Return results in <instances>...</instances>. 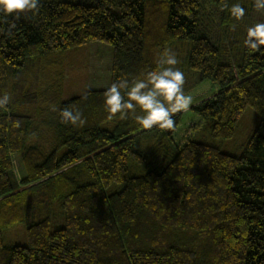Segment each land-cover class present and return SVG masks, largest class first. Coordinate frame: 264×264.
Instances as JSON below:
<instances>
[{
    "label": "trees",
    "instance_id": "obj_1",
    "mask_svg": "<svg viewBox=\"0 0 264 264\" xmlns=\"http://www.w3.org/2000/svg\"><path fill=\"white\" fill-rule=\"evenodd\" d=\"M254 1L39 0L35 14L0 13V264H264V46L246 48L245 31L232 55L213 31L215 17L223 33L246 27ZM178 40L190 41L177 65L184 90L217 86L190 107L201 129L225 139L247 106L259 115L241 154L195 137L177 144L181 113L172 129L109 118L106 88L153 70ZM93 41L113 49L106 88L64 99L62 74L46 73L37 112L13 104L11 75ZM65 108L83 125L62 122ZM16 224L24 243L4 239Z\"/></svg>",
    "mask_w": 264,
    "mask_h": 264
},
{
    "label": "rangeland",
    "instance_id": "obj_2",
    "mask_svg": "<svg viewBox=\"0 0 264 264\" xmlns=\"http://www.w3.org/2000/svg\"><path fill=\"white\" fill-rule=\"evenodd\" d=\"M256 3L257 0L254 1L255 9L246 27L232 26L228 32L223 33L220 21L218 17H215L216 25L213 26V31L216 33L215 37L225 40L224 45L232 55L238 49L245 31L257 23H264V9H257ZM209 21L210 19L208 18L205 22L208 27L210 26ZM189 48L190 41L178 40L174 45L167 48L166 53L174 54L179 61L180 57L187 54ZM112 52L113 49L110 44L102 41H93L63 53H50L42 58L41 62L34 61L31 63L21 76L19 74L16 77L12 75L9 77L11 100L21 111H28L32 114L37 112L36 108L39 103L36 101L35 94L39 88L44 87L46 81L44 75L46 73L47 76L53 73L56 75L57 73L62 74L61 78L58 77L61 81V97L64 99L84 93L88 89L106 88L110 82ZM236 54L237 56L239 55L238 52ZM42 64L46 65L44 71H40ZM193 78H189L187 82H190ZM216 88V84L204 81L187 88L185 92L193 96V105L210 96ZM17 100L21 104H16ZM181 114L183 115L181 123L173 135L177 144L181 145L186 139L195 137L196 139L215 144L223 151L231 154H241L243 152L250 134L259 122V115L255 109L247 106L237 121L233 136L222 139L213 137L208 127L201 129L203 122L191 112L190 108L186 112H181ZM13 163L16 175L20 178L22 174L21 161L14 156ZM59 217L60 214L57 212V218ZM55 226L52 225V228H55ZM4 239L6 242L24 243L23 225L16 224L10 229H6Z\"/></svg>",
    "mask_w": 264,
    "mask_h": 264
},
{
    "label": "clouds",
    "instance_id": "obj_3",
    "mask_svg": "<svg viewBox=\"0 0 264 264\" xmlns=\"http://www.w3.org/2000/svg\"><path fill=\"white\" fill-rule=\"evenodd\" d=\"M256 8L264 9V0H257ZM38 10L39 0H0V13L6 16H19L27 12L35 14ZM245 12L239 3L233 4L230 9L231 16L237 21L244 18ZM243 43L249 50L264 46V23L249 27ZM178 63L174 54L166 53L153 70L131 81L118 79L113 82L106 88L103 99L109 118L118 116L126 119L132 116L143 129H172L175 114L188 111L194 100L184 90L185 76L177 67ZM8 103L7 93L0 96V108ZM60 115L65 123L74 126L84 123L82 115L71 108H65Z\"/></svg>",
    "mask_w": 264,
    "mask_h": 264
}]
</instances>
